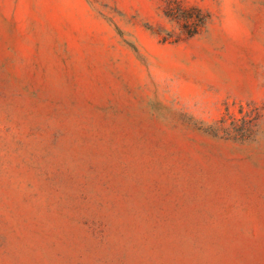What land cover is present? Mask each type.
Wrapping results in <instances>:
<instances>
[{
  "label": "rangeland",
  "instance_id": "obj_1",
  "mask_svg": "<svg viewBox=\"0 0 264 264\" xmlns=\"http://www.w3.org/2000/svg\"><path fill=\"white\" fill-rule=\"evenodd\" d=\"M0 264H264V0H0Z\"/></svg>",
  "mask_w": 264,
  "mask_h": 264
},
{
  "label": "trees",
  "instance_id": "obj_2",
  "mask_svg": "<svg viewBox=\"0 0 264 264\" xmlns=\"http://www.w3.org/2000/svg\"><path fill=\"white\" fill-rule=\"evenodd\" d=\"M178 13L176 15H173L171 13H166L168 17L171 18H178V19H183L185 20L186 23L190 22L191 20H194V15L192 14H197L200 18H202V21H200L201 25H196L193 28H190L189 26H185V33L187 38H191L197 34L200 33L202 30V27L206 24L208 17L205 15L200 9L198 8H183L181 6L178 7ZM249 120L248 119H242V122H240V125L238 128H242V130H246L248 126Z\"/></svg>",
  "mask_w": 264,
  "mask_h": 264
}]
</instances>
